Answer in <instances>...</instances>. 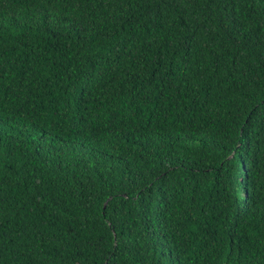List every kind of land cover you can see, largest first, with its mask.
<instances>
[{"label": "trees", "instance_id": "1", "mask_svg": "<svg viewBox=\"0 0 264 264\" xmlns=\"http://www.w3.org/2000/svg\"><path fill=\"white\" fill-rule=\"evenodd\" d=\"M0 264H264V0H0Z\"/></svg>", "mask_w": 264, "mask_h": 264}]
</instances>
